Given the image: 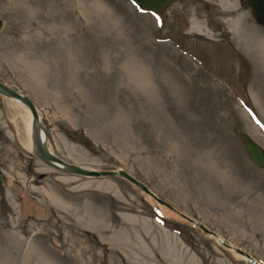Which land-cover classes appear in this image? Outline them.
I'll use <instances>...</instances> for the list:
<instances>
[{"label": "rangeland", "instance_id": "rangeland-1", "mask_svg": "<svg viewBox=\"0 0 264 264\" xmlns=\"http://www.w3.org/2000/svg\"><path fill=\"white\" fill-rule=\"evenodd\" d=\"M229 1L157 19L133 0H0V82L34 104L48 150L167 205L50 168L0 94V264H245L173 210L264 264V169L234 129L264 150V29Z\"/></svg>", "mask_w": 264, "mask_h": 264}, {"label": "water", "instance_id": "water-1", "mask_svg": "<svg viewBox=\"0 0 264 264\" xmlns=\"http://www.w3.org/2000/svg\"><path fill=\"white\" fill-rule=\"evenodd\" d=\"M177 0H133V2L139 6L144 7L148 12L158 14L164 10L167 5L174 3ZM246 5L249 7L251 15L254 21L264 29V0H245ZM2 26V20L0 19V28ZM0 94L19 101L28 110L31 118V133L32 142L34 146V156L41 162L49 166L50 168L68 172L82 177L99 178L102 176H115L126 180L131 185L138 188L142 193L150 197L158 204L167 206L161 199L157 198L143 183L139 182L129 173L122 169L117 170H94L86 168L73 163H68L53 153H51L45 144V133L43 127L40 124L39 116L37 114L34 104L26 96L20 94L16 90L8 87L4 83L0 82ZM234 129L237 130L238 137L243 144L244 150L247 153L251 162L258 168L264 169V150L255 141H253L247 134L243 133L239 123L234 125ZM172 209V208H171ZM173 210V209H172ZM178 216L187 221L188 223L196 226L206 235H210L216 239L221 246L228 250H232L234 253L244 257L246 259L245 264L255 263L253 258L241 250L239 247L233 246L219 237L215 232L206 228L200 222L192 219L191 217L173 210Z\"/></svg>", "mask_w": 264, "mask_h": 264}, {"label": "bare ground", "instance_id": "bare-ground-1", "mask_svg": "<svg viewBox=\"0 0 264 264\" xmlns=\"http://www.w3.org/2000/svg\"><path fill=\"white\" fill-rule=\"evenodd\" d=\"M233 2V1H232ZM222 4H223V6L225 7V6H227V7H233V4L232 3H230V1L229 0H222V2H221ZM237 11L235 12V10H233V12L231 13L232 15H233V19H227L228 21H230L231 22V24L233 25L232 27V29H231V33L232 34H234L235 33V30H236V32H237V28H238V22H239V20H240V17L239 16H237ZM197 28V27H196ZM199 29V28H198ZM9 100H10V103L14 106V108H17V109H19V108H21L22 110H23V114L21 115L20 113V115L21 116H19V114H16L15 112H14V114H13V116H12V118H11V120H10V122H11V124H12V126H13V129L15 130V132H16V140L18 141V144L21 146V148H23L24 150H26V151H28V152H30L32 155H34V146H33V142H32V133H31V118H30V114H29V112H28V110L26 109V107L23 105V104H21L19 101H16V100H14V99H11V98H9ZM18 111V110H17ZM19 121V122H18ZM18 123H21V131L19 132V130H18V126H19V124ZM10 135V134H9ZM253 138H256L255 136L253 137ZM53 169V168H52ZM145 196V195H144ZM146 198H147V196H146ZM155 205V204H154ZM166 208V207H165ZM162 209V208H161ZM167 210H168V208H167ZM167 212V211H166ZM178 212V211H177ZM165 213V212H164ZM168 213V212H167ZM166 213V214H167ZM127 218V217H126ZM196 227V226H195ZM201 231V230H200ZM208 237H210L211 239H213L218 245H219V242L216 240V239H214V238H212L210 235H207ZM103 238H101V240H102ZM169 242V241H168ZM172 243V242H171ZM165 244V243H164ZM221 245V244H220ZM179 247V246H178ZM162 249H163V251H162V254H164L165 255V257H164V259H166V256L167 257H170V258H172V259H175L176 257H175V255H174V253H173V248H171L170 247V245H168V246H164L163 245V247H162ZM154 250L155 251H157L158 252V250H157V248H154ZM230 251H232V250H230ZM233 252V251H232ZM234 253V252H233ZM178 255H179V253H177ZM235 255H237L238 256V258L240 257L244 262H246V259L244 258V257H242V256H240V255H238V254H236V253H234ZM179 261V260H178ZM254 262L255 263H253V264H259L257 261H255L254 260ZM169 264H171L170 262H168ZM189 263V262H188ZM195 264V263H194Z\"/></svg>", "mask_w": 264, "mask_h": 264}, {"label": "flooded vegetation", "instance_id": "flooded-vegetation-1", "mask_svg": "<svg viewBox=\"0 0 264 264\" xmlns=\"http://www.w3.org/2000/svg\"><path fill=\"white\" fill-rule=\"evenodd\" d=\"M140 7H142V6H140ZM142 8H144V7H142ZM144 9H145V8H144ZM145 10H146V9H145ZM169 10H170V7H169V5H167V7H166L164 10H162V12L156 14L155 17H156V18H159V17L161 18V17H163V16L165 15L166 11L169 12ZM146 11H147V10H146Z\"/></svg>", "mask_w": 264, "mask_h": 264}, {"label": "snow or ice", "instance_id": "snow-or-ice-1", "mask_svg": "<svg viewBox=\"0 0 264 264\" xmlns=\"http://www.w3.org/2000/svg\"><path fill=\"white\" fill-rule=\"evenodd\" d=\"M157 19H159V18H157Z\"/></svg>", "mask_w": 264, "mask_h": 264}]
</instances>
